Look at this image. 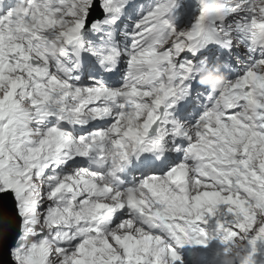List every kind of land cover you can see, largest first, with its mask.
Instances as JSON below:
<instances>
[{
  "label": "snow or ice",
  "instance_id": "snow-or-ice-1",
  "mask_svg": "<svg viewBox=\"0 0 264 264\" xmlns=\"http://www.w3.org/2000/svg\"><path fill=\"white\" fill-rule=\"evenodd\" d=\"M181 3L141 6L144 14L124 33L130 40L124 48L118 42L104 52L86 48L83 72L99 71L93 58L98 55L110 76H122L119 87H112L101 79L76 84L79 65L72 67L68 58L100 17L116 25L134 5L33 0L30 12L40 14L45 28L66 29L49 31L67 44L66 59L51 67L88 91L79 109L70 107L71 90L52 78L50 67L32 59L47 38L33 34L26 48L28 37L17 35L26 18L14 14V7L0 15V264H177L181 257L169 241L206 247L203 228L195 238L191 234L209 218H215L223 244L239 238L250 245L244 264H255L257 244L264 241V0H197L191 27L178 29ZM206 60L224 62L229 73L241 70L210 93L195 72ZM130 107L149 109V121L156 119L153 133L159 127L195 129L194 135L170 132L159 146L130 158L143 179L167 184L172 198L165 201L164 216L155 208L145 213L100 203L101 194L78 176L82 153L75 146L106 130L85 125L110 120V127ZM173 153L182 154L178 162ZM134 218L144 235H121Z\"/></svg>",
  "mask_w": 264,
  "mask_h": 264
},
{
  "label": "clouds",
  "instance_id": "clouds-1",
  "mask_svg": "<svg viewBox=\"0 0 264 264\" xmlns=\"http://www.w3.org/2000/svg\"><path fill=\"white\" fill-rule=\"evenodd\" d=\"M201 82V81H198ZM202 82L208 85L213 91H218L223 86V79L220 77L206 76L202 78ZM226 254L223 258V264H244L247 259L245 253V244L242 239H237L232 242V247L226 249ZM231 252V255L227 253Z\"/></svg>",
  "mask_w": 264,
  "mask_h": 264
},
{
  "label": "bare ground",
  "instance_id": "bare-ground-1",
  "mask_svg": "<svg viewBox=\"0 0 264 264\" xmlns=\"http://www.w3.org/2000/svg\"><path fill=\"white\" fill-rule=\"evenodd\" d=\"M132 122H133V124H134V123L136 122V120H135V119H133V121H132Z\"/></svg>",
  "mask_w": 264,
  "mask_h": 264
},
{
  "label": "rangeland",
  "instance_id": "rangeland-1",
  "mask_svg": "<svg viewBox=\"0 0 264 264\" xmlns=\"http://www.w3.org/2000/svg\"><path fill=\"white\" fill-rule=\"evenodd\" d=\"M128 125H133V122H131V124H128Z\"/></svg>",
  "mask_w": 264,
  "mask_h": 264
}]
</instances>
